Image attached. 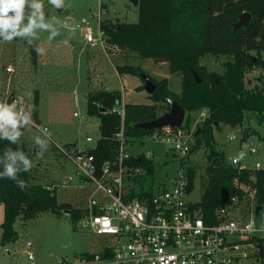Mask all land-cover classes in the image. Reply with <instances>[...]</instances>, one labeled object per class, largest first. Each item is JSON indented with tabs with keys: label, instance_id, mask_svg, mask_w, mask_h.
<instances>
[{
	"label": "trees",
	"instance_id": "obj_1",
	"mask_svg": "<svg viewBox=\"0 0 264 264\" xmlns=\"http://www.w3.org/2000/svg\"><path fill=\"white\" fill-rule=\"evenodd\" d=\"M136 10L137 20L132 23H112L99 19V28L107 37V43L131 52L140 60L152 59L166 63L169 73L180 76L181 88L177 94L169 89L164 77L155 79L137 66L117 65L115 70L118 74L140 77V89H144L142 75H146L155 86V91L148 95L153 104H124V133L135 139L148 135L151 130L138 129L135 125L151 122L164 114L167 111L166 99L176 101L189 113L206 110L207 115L194 131L190 152L186 157L196 149H202L206 160L204 183L196 207L200 208L204 217H211L214 222L215 211L226 205L229 197L238 195L243 198L241 191L233 185L237 181L255 190L254 202L256 208L260 209L264 204V167H233L228 162V156L217 148L213 131L221 126L239 128L248 114L256 115L258 122H264V77L258 78L252 87L247 86L249 82L246 78L252 69L264 68L261 58V54H264V0H137ZM243 13L249 14L247 23L233 31L234 24ZM34 50L35 43L32 42L30 51L33 60ZM205 55L228 57L229 60L223 63V72L207 71L201 65ZM192 72L201 80L199 84L195 83ZM85 101L86 114L96 118L98 124L95 144L86 151L94 157L98 167L116 155L117 144L112 140V135L120 129L121 118L109 110L121 104V94L119 91L100 89L88 92ZM38 105V94L34 91L32 115L37 122ZM101 109L105 111L101 112ZM181 128H190L189 117H186ZM249 136L250 133L244 130L240 145L241 142L246 143ZM64 146L76 145L70 143ZM9 148L22 151L33 161L34 151L29 144H13L6 139H0V159H3ZM139 158L140 161L133 159L131 163L145 167L146 172L137 179L136 192H141L140 195L149 194L154 190L152 183L146 185L144 182L145 177L152 174L151 160L142 153ZM186 158L180 160V167L187 179L189 193L197 168L182 167ZM33 162L34 165L38 164ZM32 169L18 174V178L27 185L23 190L15 181L0 178V204L3 207L1 247L16 238L13 224L17 218L27 221L46 211L54 215L67 211L71 224L75 225L82 217L81 207L57 202V186L33 184ZM0 172H3V165H0ZM258 246L261 250L258 257L264 259L263 242L259 241ZM98 254L84 252L80 260L88 263Z\"/></svg>",
	"mask_w": 264,
	"mask_h": 264
},
{
	"label": "rangeland",
	"instance_id": "obj_2",
	"mask_svg": "<svg viewBox=\"0 0 264 264\" xmlns=\"http://www.w3.org/2000/svg\"><path fill=\"white\" fill-rule=\"evenodd\" d=\"M42 2L46 21L52 22L60 35L49 40V32H38L39 39L29 37L17 38L12 42L0 41V94L10 96L13 101L25 99L28 94L33 96V88L37 90L39 124L49 128V137L56 144L64 146L68 144L66 142H74L80 148L75 147L84 149L91 146V143L85 142L87 136L93 140L97 139L98 131H86L89 123L97 122L96 118L86 114L85 96L90 91H119L122 104H153L144 89H140L142 82L139 76L120 75L116 72L115 64L118 62L137 66L155 79L164 77L168 81L169 89L180 93V76L169 73L166 63L152 59L140 60L121 48L111 54L108 49L104 51L101 45L91 47L86 44L82 19L92 29L93 37H97L98 33L97 19H106L112 23L135 22L137 10L129 0H64V7L59 9L52 6L49 0ZM25 11L27 13L29 10L26 8ZM64 11H67V15ZM67 19H71V25ZM29 39L35 43L34 60ZM37 47L44 50L43 54L37 53ZM251 56L256 58L254 53H251ZM261 58L264 60V54H261ZM226 60L229 58L205 55L201 65H204L207 71L221 73ZM260 77H264V68L252 69L246 75L249 82L247 86L252 87ZM27 102L29 101L22 100L20 105L24 108ZM73 113H76L77 117L73 116ZM198 116L199 111L185 114L184 120L186 117L190 119L191 133H194L200 124L195 122ZM244 130L250 133L246 144L256 148L254 154L238 151L239 139ZM21 132L19 144H29L30 149L34 151L32 159L38 163L31 171V182L57 186L58 203H69L74 207L84 205L89 191L74 187V183L69 187L61 186L68 176L75 173L72 163L59 154L50 142L42 157H38L40 148L34 140L39 134L29 126L21 129ZM213 134L217 148L228 158L240 157V165L250 169L256 162L264 167V122H258L256 115L248 114L239 128L221 126L214 130ZM231 135L235 136L234 140L226 137ZM138 140L142 142H137ZM130 142L135 143L129 148L130 153H142L151 160L149 162L152 174L145 177L144 184L152 183L153 188L168 185L179 174L180 162L171 158L170 153H166L164 145L153 143L149 135L141 139L132 137ZM183 163L182 167L197 168L193 188L187 196L188 201L196 203L204 183L206 160L202 149H196ZM2 219L3 207L0 204V222ZM254 221L257 227L264 228V204L256 213ZM13 227L16 238L5 247L0 246V264H89L80 260L82 253L98 254L112 244V238L109 236L96 235L78 223L71 224L65 211L60 215L46 211L27 221L17 218ZM27 244L30 245L29 250ZM29 252L32 259L28 258ZM234 253L240 257L241 264H260L248 244L239 246Z\"/></svg>",
	"mask_w": 264,
	"mask_h": 264
},
{
	"label": "built area",
	"instance_id": "obj_3",
	"mask_svg": "<svg viewBox=\"0 0 264 264\" xmlns=\"http://www.w3.org/2000/svg\"><path fill=\"white\" fill-rule=\"evenodd\" d=\"M97 21L98 33L93 37L92 29L82 19L85 42L91 47L101 45L104 51L108 49L111 54L115 53L118 46L107 43V37L99 28V19ZM30 96L12 101L10 96L0 94V103H15L18 111L31 113L33 123L28 126L42 137L44 132L41 130L46 131L53 148L72 163L75 173L64 180L62 187L74 183V187L89 191L86 203L80 206L82 217L78 224L96 235L112 238L111 246L105 247V251L89 264H241L234 250L245 244L252 247L253 256L264 264V259L258 257V243L264 242V230L255 224V190L249 185L233 182L243 198L229 197L228 203L215 211L214 222L211 217L202 215L195 205L197 202L187 200L188 183L181 168L170 184L140 195L141 192H136V182L146 169L131 163L133 159L140 161V154L129 151L132 137L123 130L124 104L114 105L109 110L121 118L120 129L112 135L117 144L116 155L97 167L94 157L86 151L94 146L95 140L87 136L85 142L91 146L84 149L56 144L49 137V128L33 118V96L29 100ZM22 100L29 101L24 108L20 105ZM206 115V110L199 111L195 122H202ZM73 116L77 117V114L73 113ZM193 134L189 129L164 126L151 130L148 135L153 143L164 145L166 153L180 162L190 152ZM226 137L235 139L234 135ZM238 151L251 155L256 153V148L241 143ZM228 162L235 168L243 167L240 157L228 158ZM262 168L256 162L252 169ZM29 246L27 244V250ZM28 258L32 259L30 252Z\"/></svg>",
	"mask_w": 264,
	"mask_h": 264
},
{
	"label": "clouds",
	"instance_id": "obj_4",
	"mask_svg": "<svg viewBox=\"0 0 264 264\" xmlns=\"http://www.w3.org/2000/svg\"><path fill=\"white\" fill-rule=\"evenodd\" d=\"M49 3L58 9L64 7V0H49ZM26 8L29 10L27 13ZM38 32H49V40L60 35L54 24L46 21L42 0H0V40L11 42L16 38L39 39ZM28 42L31 44L32 40L29 39ZM36 51L38 54L44 52L40 47H37ZM31 123H33L31 113L18 111L15 103H0V139H6L13 144L18 143L22 135L21 128L27 127ZM41 131L44 132L43 137L38 135L34 140V143L40 148L38 157H42L43 152L49 146L46 131ZM0 165H3L0 178L15 181L22 190L27 187L25 181L18 178V174L22 171H30L34 167V162L22 151L7 149L3 159H0ZM260 230H264V228Z\"/></svg>",
	"mask_w": 264,
	"mask_h": 264
},
{
	"label": "water",
	"instance_id": "obj_5",
	"mask_svg": "<svg viewBox=\"0 0 264 264\" xmlns=\"http://www.w3.org/2000/svg\"><path fill=\"white\" fill-rule=\"evenodd\" d=\"M129 2L133 6H137V0H129ZM64 14L67 15V11H64ZM249 19V14L248 13H243L240 15L238 21L234 24L233 26V31H236L240 27L244 26ZM69 25H71V19H67ZM193 78L195 80L196 84H199L201 80L199 79L198 75L192 72ZM142 80L144 82V91L146 92L147 95H151L155 91V86L151 82V80L146 76L142 75ZM166 105H167V111L160 115L158 118L151 122L147 123H139L135 125V128L138 129H144V130H153V129H158L164 126H170V127H181L184 121V117L186 114V111L183 109L182 106H180L176 101L171 100V99H166L165 100ZM101 112H104V109L100 110ZM90 131H97L98 130V124H94L92 128L89 129ZM259 210L256 209V212ZM67 213V211H66Z\"/></svg>",
	"mask_w": 264,
	"mask_h": 264
},
{
	"label": "crops",
	"instance_id": "obj_6",
	"mask_svg": "<svg viewBox=\"0 0 264 264\" xmlns=\"http://www.w3.org/2000/svg\"><path fill=\"white\" fill-rule=\"evenodd\" d=\"M72 22V21H71ZM87 44V43H86ZM88 45V44H87ZM122 63H120V62H118V63H116L115 64V67L117 66V65H121ZM33 66L35 67L36 65H35V63H33ZM33 91H37V90H35L34 88H33ZM37 94H38V99H39V93H38V91H37ZM97 122H93V123H89L88 125H87V127H86V131H88L90 128H92L93 127V125L94 124H96ZM66 143H68V144H70V142H66ZM71 143H74V142H71ZM77 147H79L78 145H77V143L75 144ZM80 148V147H79ZM1 223V222H0ZM261 251V250H260ZM263 251H264V242H263Z\"/></svg>",
	"mask_w": 264,
	"mask_h": 264
}]
</instances>
